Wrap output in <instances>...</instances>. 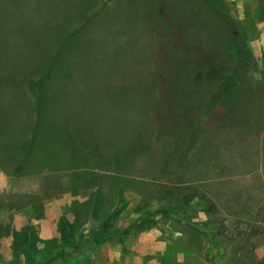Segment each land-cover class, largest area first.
Instances as JSON below:
<instances>
[{"label": "rangeland", "instance_id": "obj_1", "mask_svg": "<svg viewBox=\"0 0 264 264\" xmlns=\"http://www.w3.org/2000/svg\"><path fill=\"white\" fill-rule=\"evenodd\" d=\"M216 11L246 46L242 67ZM183 63L203 77L180 106L188 118L156 123ZM80 186L99 207L120 197L167 210L158 221L185 234L152 257L119 263L131 236L54 261L47 250L71 245L58 231L64 195ZM200 198L218 209L213 250L206 227L177 220L201 213ZM256 223L264 229V0H0V264H264V244L241 243Z\"/></svg>", "mask_w": 264, "mask_h": 264}, {"label": "trees", "instance_id": "obj_2", "mask_svg": "<svg viewBox=\"0 0 264 264\" xmlns=\"http://www.w3.org/2000/svg\"><path fill=\"white\" fill-rule=\"evenodd\" d=\"M217 15L219 16L220 20L222 21V23H224L227 27V39H228V44L229 47L231 48V52L229 53V56L231 57V61L234 64L235 67H242V59L243 56L248 55L246 54V46L244 44V42L242 41V38L239 37V35H237L235 33V31L233 30V22L230 21L226 16L222 15V13L220 11H216ZM233 27V29H232ZM231 30H228L230 29ZM179 65H176V67ZM194 65L192 64H184L180 66L181 70H179V72H181L179 74V76L183 78H181L179 81L175 82V79L170 80L167 85L169 86V90L170 92H173L174 94L171 96V98H169L167 105L163 108H161L159 114L156 116L155 121L156 123H167L169 125V127H175L178 126L177 122L179 121H183L185 119L188 118V116L183 115V113H180V106L184 105L185 102H187L184 98H188L187 96V92H189L188 90L192 89L195 90L198 86H199V81L203 78L202 76L199 75V73H197L196 71H194L193 69ZM168 79L170 78L167 77ZM175 83V84H173ZM230 83V79L227 81L226 79H223L221 82V85L218 87V91L219 92H223L226 88H228ZM177 84V86H176ZM174 85L176 87H174ZM32 87V86H31ZM174 87V88H173ZM221 98V94L217 93V99ZM38 99V98H37ZM189 102H187L188 104ZM206 107V110L208 111L209 109H211L210 104H208ZM166 121V122H165ZM175 125V126H174ZM183 134V129L182 131H180V134L178 135H182ZM31 147H32V142H29V146H27V152L30 153L31 151ZM97 194H95V196L93 198H91V200L88 202V207H89V212H90V217H94V222L93 219L90 221V226L91 228L94 226L93 223H95V220L97 219L98 221H104L106 219L111 220L113 219L112 216V212L108 213H95V208H96V200H97ZM99 198V196H98ZM98 201V200H97ZM199 201H202L204 203V206L200 208V211L203 212L206 216V221L203 222L200 226H204L206 227V234H207V239L209 240V246L210 249L213 250L216 242L214 240V235H213V230L209 228L210 223V219L212 216H215L218 214V209L216 208L215 204L207 201L204 198H200ZM183 204L187 205L189 203V201L187 200V198L183 199ZM117 203L118 204H123L121 202V198L118 197L117 198ZM91 210L93 211V214L91 212ZM73 213H74V217L76 220H79V222L81 221V219H85L86 215H89V212H86V209L83 205L80 204H76L75 206H73ZM148 214V213H146ZM168 214L167 210L161 209L158 211V213H151V216H149L147 218V220H151L149 221V223L151 222H156L158 221V216H166ZM257 215V214H254ZM237 224H240L239 222H236ZM257 225H248L246 228V237H244L241 241V243L247 247V252H252L253 250L257 249L258 247H260L262 244H264V229L261 228V226H259V223H256ZM236 225V224H235ZM60 232L62 234V232L64 231V233H67L68 238L67 240H70L71 245L70 246H65L62 247L61 244L55 248H51L49 250H47L46 253H48V255L52 256L53 260H63L66 257V250L67 248H71L73 250H77L78 248H82V249H87L88 248V244L80 239L77 242H74L73 238V234H74V227L65 224V222L63 221L62 223V227L59 228ZM93 230L92 232V239L93 242L95 243H99L101 241H105V239H109L110 237H116L119 241V243L121 245H123L124 243V239L126 238V236L129 233V229H124L121 231H112V228H108V227H103L101 229L97 228L96 230ZM91 232V233H92ZM221 233V231H220ZM240 233H238L239 235ZM33 240L29 239V248L30 250L33 249ZM84 245V246H82ZM209 249V251H211ZM34 251V249H33ZM49 251V252H48ZM54 251V252H53ZM45 252H43V254H46ZM123 253V252H122Z\"/></svg>", "mask_w": 264, "mask_h": 264}, {"label": "crops", "instance_id": "obj_3", "mask_svg": "<svg viewBox=\"0 0 264 264\" xmlns=\"http://www.w3.org/2000/svg\"><path fill=\"white\" fill-rule=\"evenodd\" d=\"M79 192V194H78ZM87 194V197L84 198L81 196L82 193ZM95 196L94 193L90 192L87 188L84 187H77L76 193H66L64 195V207L62 209V213L59 216L60 219L65 222V224L70 225L74 227V234H73V240L74 242H77L78 240L82 239L84 240H90L91 241V247L90 249H82L81 247L77 250H73L71 248H67L66 257H72L74 254H80V255H86V254H96V256L100 253L104 254L106 251L105 244L113 243V245H116L119 247H122L119 243L118 239L116 237H110L109 239H105V241H101L99 243L93 242L92 235L94 232H92L94 229L97 228L101 229L103 227L112 228V231H121L124 229H129V233L126 236V240H129L130 238L137 237L136 241H134V245L131 248V250H121L119 252H116V255L119 257V263L121 261V257L128 255V256H150L154 253L161 254L160 251L163 250V242L167 241L170 236L171 238H177L181 235L185 234V231L181 230H174L172 228V225L169 223H161L160 221L156 222H150L151 220H147L151 214H146V211H141L139 209V203L133 205L131 203H123L118 204L117 200L114 201H108L101 204V207L98 206V195L96 200L97 207L95 208V213H110L112 212L113 219L111 220H104V221H98L95 220L94 226L91 228L90 226V219L94 222V217H90L88 202ZM90 197V198H89ZM76 204L83 205L86 209V212H89V215L87 214L85 219L79 220L74 219V213H73V206ZM150 205V204H149ZM93 211L91 210L92 214ZM172 217V216H171ZM173 219V218H172ZM179 221V226H181L184 230L193 231L192 227L199 226L203 222L206 221V216L203 212L198 213L196 217H191L189 219H183V218H177ZM58 221V222H59ZM56 222L58 225L61 222ZM149 224V225H147ZM58 229V228H57ZM60 232V230H58ZM92 232V233H91ZM61 233V232H60ZM85 243V241H84ZM84 246V245H82ZM107 246V245H106ZM86 251L90 253H86ZM123 251V253H122ZM125 251V252H124ZM164 253V252H162ZM106 256V255H105ZM122 262V261H121ZM143 264V263H142Z\"/></svg>", "mask_w": 264, "mask_h": 264}]
</instances>
